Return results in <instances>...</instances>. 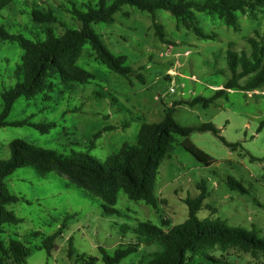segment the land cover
I'll return each mask as SVG.
<instances>
[{
    "label": "rangeland",
    "instance_id": "rangeland-1",
    "mask_svg": "<svg viewBox=\"0 0 264 264\" xmlns=\"http://www.w3.org/2000/svg\"><path fill=\"white\" fill-rule=\"evenodd\" d=\"M84 2L95 4L97 0H14L1 10L0 26L29 40L44 39L47 27L56 34L61 27L33 21L32 9L50 7L67 27L78 29L79 23L65 8ZM197 16L206 30L216 32L214 40L196 39L178 28L167 11L159 10L154 17L175 45L163 43L155 34L151 17L130 5L122 6L110 24L93 23L104 46L113 55L126 56L125 65L132 72L122 76L111 71L94 60L90 45L84 44L76 63L92 74L89 82L69 88L54 78L51 91L30 99L18 97L7 120L46 121L54 126L48 132L28 125L0 127V159L9 156L11 140L22 139L63 155L87 153L103 161L123 143H134L142 122L160 121L164 108L172 102L213 97L230 77L225 61L227 48L247 51L245 36L258 38L256 28L264 35V15L259 14L257 20L238 13L237 30L215 16ZM21 55L16 42L0 43V92L16 82L14 71ZM1 103L0 97V109ZM173 118L184 126L209 122L224 140L237 145H224L210 131L190 133L188 139L214 159L206 166L185 151L183 139L177 137L171 157L160 162L155 175L157 208L131 200L119 191L114 205L118 212L111 215L103 213L100 198L66 185L67 179L57 172L40 175L31 167L17 168L4 182L23 198L8 206L20 221L6 225L0 240L6 243L11 238L18 239L31 249L21 264H104L101 249L112 254L134 240L132 231L122 232V227L135 226L138 221L159 226L161 218L169 225L183 222L187 217L184 199L199 193L196 185L201 180L206 184L207 196L196 213L199 220L254 229L264 240V88L229 89L209 103L177 105ZM108 125L116 128L92 138ZM229 177L243 189L230 187L226 183ZM61 225V234L54 239L49 253L43 247L37 248ZM159 248L155 244L141 245L118 264H148L149 254ZM211 254L240 264H264L262 257L233 248Z\"/></svg>",
    "mask_w": 264,
    "mask_h": 264
},
{
    "label": "trees",
    "instance_id": "trees-1",
    "mask_svg": "<svg viewBox=\"0 0 264 264\" xmlns=\"http://www.w3.org/2000/svg\"><path fill=\"white\" fill-rule=\"evenodd\" d=\"M13 1L0 0V13ZM124 5L147 13L151 17L156 36L161 42L171 46H174L175 42L166 38L163 26L154 17L156 11H167L176 21L178 28L182 27L198 40H214L217 34L213 30H206L200 24L197 13L215 16L235 30L238 26V13L248 14L257 20L259 14L264 15V0H112L110 3L97 0L95 4L84 2L76 6L72 3L71 7L65 8L79 23V28L73 29L67 27L52 8L36 7L30 12L32 20L43 25L58 24L61 32L56 34L47 27L45 38L33 41L19 33H9L0 26V43L16 42L22 50L21 61L14 71L16 82L0 92V127L28 125L41 132H48L54 126L53 122L35 123L29 119L9 121L7 115L18 97L30 99L38 93L51 91L55 86L52 81L54 78L69 88L75 83L89 82L92 74L76 63L86 43L90 45L94 60L122 76L131 73L132 68L125 65L126 56L113 55L92 28L93 23H112L114 14ZM254 33L258 38L245 36L249 45L247 51L237 52L227 48L225 61L230 77L222 88L216 90L213 97L196 96L191 100L172 102L164 108L160 121L142 122L136 141L123 143L103 161L87 153L73 152L71 155H63L55 149L41 147L22 139L11 140L8 143L9 156L0 159V233L4 232L6 225L20 221L8 206L23 198L11 192L4 182L17 168L31 167L40 175L55 171L67 179L66 185L83 189L100 198L103 213L111 215L118 212L114 205L119 191L131 200L142 201L157 208V198L153 193L155 175L160 162L171 157L177 137L183 139L181 145L184 150L206 166L213 163L214 159L188 139L190 133L210 131L218 136L224 145L234 148L237 144L224 140L219 135V130L211 123L180 125L174 120L173 112L177 105L192 106L199 101L209 103L229 89L254 91L264 88V35L259 33L258 28L254 29ZM115 128L114 125H108L93 134L92 138H97L102 131ZM226 183L232 188L243 189L242 185L231 177ZM196 187L199 193L184 199L187 217L183 222L169 225L165 218H161L159 226L147 221H138L135 226L122 227V232L132 231L134 240L117 248L112 254L101 249L104 264H118L128 255L135 253L141 245L151 244L160 248L149 254L148 264H240L216 258L211 254L215 251L225 252L229 248L264 259V240L256 235L254 229L248 231L197 218L196 213L201 209L207 194L204 180L197 183ZM62 228L61 225L51 235L45 236L41 246L37 248L43 247L49 253ZM37 234L39 233L31 232V235ZM30 252L31 249L18 239L11 238L6 243L0 240V264L24 263Z\"/></svg>",
    "mask_w": 264,
    "mask_h": 264
}]
</instances>
